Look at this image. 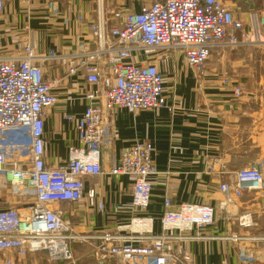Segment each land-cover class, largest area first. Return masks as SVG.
<instances>
[{"label":"built area","instance_id":"built-area-1","mask_svg":"<svg viewBox=\"0 0 264 264\" xmlns=\"http://www.w3.org/2000/svg\"><path fill=\"white\" fill-rule=\"evenodd\" d=\"M94 1L97 18L91 19L79 48L69 54L64 74H46L43 64L54 54L38 56L29 38L18 43L14 54H0V196L10 191L32 199L0 207V264H19L15 254L41 252L52 262L74 261L77 240L92 246L91 264H193L184 245L214 224L217 209L228 211L248 192L264 198V168L258 160L229 173L219 184L222 200L217 206L175 202L166 193L164 209L156 216L149 213L150 177L160 173L154 146L137 140L109 170L132 178V200L127 205L131 216L110 231L86 234L72 227L57 204L80 203L85 180L106 173L102 156L112 140L109 123L114 108L133 113L174 110L163 87V70L150 58L180 52L191 70L201 72L216 45L264 44V6L244 18L225 0H135L139 9L114 0ZM242 1L252 6L256 0ZM5 6L0 0V14ZM46 9L59 15V0H48ZM77 19L85 20L81 12ZM70 74L85 78L87 106L81 115L66 116L74 123L78 144H71L66 160L54 166L46 160L45 118L59 101L54 89ZM233 82L227 77L222 83L236 97L243 96L245 89ZM97 209L106 211L102 201ZM237 221L244 227L256 224L249 211L237 215ZM259 239L264 243V237ZM239 264L264 260L245 254Z\"/></svg>","mask_w":264,"mask_h":264},{"label":"crops","instance_id":"crops-1","mask_svg":"<svg viewBox=\"0 0 264 264\" xmlns=\"http://www.w3.org/2000/svg\"><path fill=\"white\" fill-rule=\"evenodd\" d=\"M5 1V9L0 14V54H14L18 43L29 38L38 56L54 54L43 64L46 74H64L69 54L79 48L88 34L91 19L97 18L95 1L59 0L61 12L56 16L48 13V0ZM114 1L139 9L135 0ZM225 1L244 18L253 5L256 8L264 5L261 0L252 6L242 0ZM79 12L85 18L82 23L77 19ZM249 53L252 58H247ZM222 54L219 62H209L201 72L191 70L180 52H162L158 58H150L152 62H159L163 70V87L174 110L161 108L134 113L123 107L112 110L109 123L112 140L102 156L106 173L85 180V198L80 203L57 204L65 211L72 227L86 234L107 232L131 214L127 205L132 200V178L127 174L112 175L109 170L138 139L153 143L155 166L160 171L150 177L153 195L149 213L156 216L164 209L166 193L175 202L217 206L222 200L218 186L229 173L253 160H258L264 168V44L237 50L228 58ZM230 66L244 71L243 80L250 86L252 83L254 94L246 91L244 96L235 99L224 88L223 76L234 77L229 74ZM86 89L85 78L71 74L54 89L59 101L45 118L46 160L51 165L64 162L69 146L78 144L74 123L68 122L66 116L84 113ZM216 160V165L209 170L208 166ZM28 201L32 199L5 191L0 196V207L20 206ZM98 201L104 203V213L97 209ZM263 202L264 198L258 195L246 194L228 211L217 209L214 224L184 245L193 264H239L245 254L264 259V243L259 239L264 237ZM245 211L252 213L254 226L244 227L237 221V215ZM156 228L161 229L158 221ZM74 248V261L52 262L46 252L15 254V257L19 264H91L95 261L89 243L77 240Z\"/></svg>","mask_w":264,"mask_h":264},{"label":"rangeland","instance_id":"rangeland-1","mask_svg":"<svg viewBox=\"0 0 264 264\" xmlns=\"http://www.w3.org/2000/svg\"><path fill=\"white\" fill-rule=\"evenodd\" d=\"M264 6V5H263ZM256 9H258V8H256V5H253L252 6V8L250 9V10H248V12L247 13H249L250 11L251 12H253V10H256ZM249 27V26H248ZM254 45H257V44H253V45H242V46H239V47H237V48H230V47H228V46H226L225 44L224 45H220V46H218V45H216V47L213 49V53H212V55H213V57L212 58H210L205 64H204V66L205 65H207L209 62H211V61H215V62H219L220 60H221V58H222V56H223V54L221 55V53H224V54H227L228 56H227V58L230 56V55H235V53L237 52V50H241V49H250V48H254ZM222 51V52H221ZM221 52V53H220ZM250 54V53H249ZM247 58H252V56H251V54H250V56L249 57H247ZM233 59H236V57H234ZM196 72H200V71H196ZM242 72H244V71H242V69H240L239 67H235L234 68V70H233V68L230 66V72H229V74L230 75H233L234 77V79H235V81L233 82V84H241L242 85V87L245 89V92L246 91H249L251 94H254V92H255V88L253 87V85H252V83H251V86L249 85V82H247V81H245V80H243V76H244V74L242 73ZM225 78H227V76H223V78H222V82H223V79H225ZM232 78V79H233ZM231 79V78H230ZM231 79V80H232ZM223 84V83H222ZM249 87V88H248ZM227 90H229L232 94H233V96H234V98L235 99H238V98H241V97H236L235 95H234V92H233V90L232 89H227ZM244 96V95H243ZM139 140V139H138ZM137 141V140H136ZM254 161V160H253ZM22 190H24L23 188L22 189H20V191H22ZM246 194H255L256 195V193H250V192H248V193H245V195ZM244 195V196H245ZM243 196V197H244ZM242 197V198H243ZM132 214V213H131ZM131 214L129 215V216H131ZM129 216H127L126 218H128ZM125 218V219H126Z\"/></svg>","mask_w":264,"mask_h":264},{"label":"bare ground","instance_id":"bare-ground-1","mask_svg":"<svg viewBox=\"0 0 264 264\" xmlns=\"http://www.w3.org/2000/svg\"><path fill=\"white\" fill-rule=\"evenodd\" d=\"M228 78H229V77H228ZM230 80H231V79H230ZM258 258H261V259H262V257H260V256H259ZM263 260H264V259H263Z\"/></svg>","mask_w":264,"mask_h":264}]
</instances>
